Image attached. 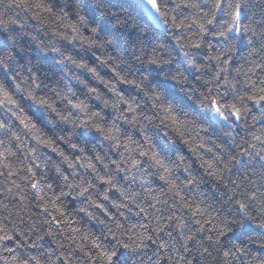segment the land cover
Masks as SVG:
<instances>
[{
	"label": "clouds",
	"instance_id": "clouds-1",
	"mask_svg": "<svg viewBox=\"0 0 264 264\" xmlns=\"http://www.w3.org/2000/svg\"><path fill=\"white\" fill-rule=\"evenodd\" d=\"M0 264H264V0H0Z\"/></svg>",
	"mask_w": 264,
	"mask_h": 264
}]
</instances>
